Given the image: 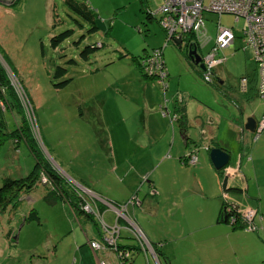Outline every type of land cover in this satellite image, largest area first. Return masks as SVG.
<instances>
[{"label":"rangeland","instance_id":"rangeland-1","mask_svg":"<svg viewBox=\"0 0 264 264\" xmlns=\"http://www.w3.org/2000/svg\"><path fill=\"white\" fill-rule=\"evenodd\" d=\"M82 1L96 14V32L88 33V25L62 0H0V64L6 86L13 91L30 124V134L40 153L79 192L90 190L91 198L119 201L121 205L116 204L119 207L130 199L146 198V202L154 204L158 196L160 204L171 208L167 204L176 199L187 214L190 209L185 204L197 198L192 186L197 182L202 186L211 184L218 172L209 165L208 154L200 146L197 133L190 130L187 136L195 142L183 145L174 120L171 121L168 114L164 116V107L169 106L173 94H177L175 99L179 101L186 97L185 90L211 86L203 80L198 67L186 59L185 48L179 50L171 42L165 43L156 13L162 0ZM144 9L153 14L154 20L146 18ZM203 18L212 38L215 23L220 21L223 26L232 28L235 48L242 46V19L235 22L234 16L227 14L219 18L208 12ZM65 31H70V35L52 48L50 38ZM91 43H101L102 47L83 60L79 50ZM211 43L198 50V55L204 57ZM156 48H162L164 71H168L159 85L154 79L145 78L134 61ZM239 52L231 49L222 52L227 56L225 63L231 67L227 72L232 79H236L238 73L233 71L237 67L232 62L235 59L232 54ZM243 61L248 66L244 62L240 65L243 72L238 73L240 75L244 74V68L249 67V73L253 69V58L246 57ZM57 67L66 70L64 76H54ZM65 79L67 83L56 89L54 85ZM229 82L223 87L227 93L237 87L234 81ZM215 87L221 86L217 83L211 87L217 100L208 99L207 107L222 117L225 114L230 117L233 114L227 108L231 104L229 99L233 101L234 96L228 94L227 98V94L223 95ZM218 95L222 104L218 102L221 100ZM247 107L256 117L263 112L264 102L253 98ZM167 110L170 113L169 107ZM236 114L245 119L246 113ZM5 121L7 129H13L14 119L10 114L5 115ZM259 135L247 148H244V139L239 140L241 152H247L250 159H243L242 174L246 177L242 185L248 184L250 196L243 197L241 207L245 210L240 206L239 210L244 215L248 210L253 212L254 225L264 231V131ZM189 152V157H197L193 162L184 163L182 156ZM33 165V157L24 144L19 143L16 149L10 141L0 144V189L6 186L7 180L13 182L26 177ZM257 188L260 190L258 200ZM47 190L50 187L37 184L19 197L13 212L8 209L0 215V264L80 263L73 238L74 234L79 241L86 237L66 202L58 199L54 205H48L43 200ZM221 193L220 197L225 196ZM225 194L230 201V193ZM87 200L89 202L90 198ZM146 202L142 206L144 211L139 206H129L131 218L143 230L141 223L151 215ZM247 205L252 207L246 208ZM29 209L36 211L40 224L23 223ZM82 210L92 216V220L86 218L82 225L99 237L97 232L102 226L99 218L88 205H82ZM106 212L110 215L103 214L104 220L113 226L116 212ZM158 215L156 222L150 225L154 230L165 228V210ZM8 229L14 233L12 243L4 235ZM91 232L89 237H93ZM128 241L135 244L134 240ZM79 250L83 261L86 255L94 260L87 244ZM136 260L140 262L139 258L134 262Z\"/></svg>","mask_w":264,"mask_h":264},{"label":"crops","instance_id":"crops-1","mask_svg":"<svg viewBox=\"0 0 264 264\" xmlns=\"http://www.w3.org/2000/svg\"><path fill=\"white\" fill-rule=\"evenodd\" d=\"M235 40L236 37L233 40V44L231 47L224 48L217 54L216 58L220 61L214 67V79L216 80L215 85L218 83V85L221 86L218 88L215 87L217 88L216 90L218 92H221L223 95L227 94V98L229 96L228 94H232L234 96L233 101L229 99L231 104H228L227 108V110L230 111V114L233 115H230L229 117L225 114L224 117H222L220 114L207 107L206 103L210 102V98L215 101L217 100V94L211 91V87L213 86L209 84L207 85L211 87L201 86L199 87L200 89H192L189 91L185 90L184 92H186V97L184 99H180L179 101L178 99H175L178 98L177 94H175L176 96L174 94L171 95L169 106L164 107L166 113L163 114L164 116L165 114L170 115V120H174L175 124L178 127L184 146H187L188 141L192 140L189 139V137H186L189 131L192 130L193 133L195 135L197 133L199 138L201 139L200 146L203 147L204 151L208 154V157L210 150L213 148L221 149L228 154L229 161L227 165H229L232 171H237L231 172L232 175L226 178V187L229 189L236 188V190H238L228 191L231 197L229 198V200H231L228 202H230V204H232L237 209V211H240L239 206L241 207V204H243L241 203L243 197L250 196L248 194V184L245 187L242 185L243 179L246 178L245 176H242L244 172L243 159H250L247 156V152H245L244 150L243 153L241 152L239 140L244 139V148H247L248 145H251V142L254 143L256 142L255 140L259 138V132H256L255 128L253 132H250L248 130H245L244 125L247 122L248 118H252L255 121L256 125L263 113H257L256 117H254L255 113H251L249 107H247L249 106V101H251L253 98H256L263 100L264 102V98H260L256 94L255 89L257 81V70L254 62L252 64L253 69L250 73L248 67V70L244 68V74H238L240 72L243 73L240 67V65H242V63L244 62L243 60H245L246 57L252 58V54L249 49L244 46L242 38V46L235 48ZM210 42H212V39L207 44H205L204 47H208V44ZM159 49L161 50L162 48ZM229 49L237 52L240 51L243 53L241 54L239 52V54H232V56L235 58L232 62L237 67V69H234L233 67L232 70L234 69V72H238L235 74V76L237 77L236 79L235 77H233L232 79L231 75L228 74L227 70L231 67L226 64L227 56L223 55L222 53L224 50ZM209 50L210 47L208 48L207 53L209 52ZM224 59L226 60L223 61ZM244 64L246 65L247 62H244ZM164 72L167 76L168 71L165 70ZM242 78H245L247 80V85L245 87L241 84ZM152 79H154L158 83V85L161 84L158 76L155 75L152 77ZM229 81H234L235 83H237V87L236 89L232 87L234 88L233 91L227 93L225 90H223V87L225 86V83ZM146 89L147 85H145V90ZM220 99L221 100H219L218 102L219 104H222V98ZM153 104L155 103L152 102V105ZM168 107L170 113L167 110ZM152 108L153 107H151V109ZM243 108L248 111L243 110ZM179 109L180 114L176 112ZM238 112L246 113V115L244 114V120L243 115L240 116V114L238 116L236 114ZM179 115H183L185 117V125H183L182 123H177V119L175 120V118H173V116L177 117ZM255 118H258V120ZM231 119L233 121H231ZM220 128H222L223 132H220ZM246 131L251 135H247ZM210 146H212L211 149H208L210 148ZM196 147H199L198 144L196 145ZM190 153L191 152H189L187 155L182 156L184 158L183 161L188 155H190ZM205 162L207 163L206 158ZM187 163L189 162L187 161ZM208 163L210 166L212 165L209 158ZM234 175H236L237 177ZM218 177L215 174L212 183L209 185L202 186L197 182V185L195 184L192 186V191L197 198L194 202H187V204H185L186 207L190 209V212H187V214H184L183 204L177 205V202L175 201L176 199H173L171 203L167 204L168 206H172L171 208H166L163 206V204L159 203L161 201V198L158 196L154 204L152 201L146 202V194H144V200L134 201L130 199L129 202H127L126 204L124 203V206L122 207H115L112 205L114 203L119 204V201H113L109 199H106L105 201L96 197L100 202L95 198L93 206L92 204H90L91 207L89 208L90 210H96V208L100 209L99 206L102 208L100 214L95 213V211L93 213H95V215L99 218L102 226L112 228L114 225H117L119 227V238L117 239V242L120 247L127 248V246L133 245L128 240L130 239L132 241H135V239H133V235L128 230V223L126 220H129L136 225L135 220L132 219L131 215L129 214V206H131L132 208L134 207V205L139 206L141 207L142 211H144L142 206L143 203L146 202L145 206L150 210L151 215L147 214L149 217L143 220V223H141V225L144 226V230H140L150 244L153 243L157 246L161 254L155 255L151 250L143 248L139 251H135L136 253L134 254V256H132L131 259H128V264H264V231L259 230V228L254 225L255 214L252 218V223L255 226L254 230H250L248 227L242 229H233L226 223L216 222L217 213L221 208L222 202V198L220 197V194H222L220 186L221 179H219L220 177ZM174 190L175 189H173L172 191ZM89 191L84 190V193L80 191V194L82 196H85V198H90ZM259 191V188H257V200L259 199ZM91 195L93 194L91 193ZM147 195L149 196L150 193H147ZM251 207V205H247L246 208ZM241 208L245 210V207L242 206ZM162 210H165V228L163 229L161 227L154 230L150 227V225L152 224V222H156L159 217L158 213H160ZM106 211H110L112 214L116 212V218L113 226H109V221L104 220L103 214L107 215L109 213ZM118 212L122 213L124 218L119 217V215H117L119 214ZM75 217L81 230L83 231L84 237H86L85 240L79 241V239H77L78 237L74 234L73 238L75 240L76 251L80 259L79 264H83L82 253L79 249L84 244L88 245V241H99L101 239L100 231H102V226H100V231L97 232V235L99 236L97 237L95 236V234H92L91 228H88V226L84 227L82 225L83 223H85L84 220L86 219V217ZM260 220L261 219H259V221ZM119 223L121 224L119 225ZM136 226L140 228L138 224ZM90 232L93 237H89L88 233ZM102 235H104V232H102ZM91 252L93 253L92 255L94 260H92L89 255H86L85 260L83 261L84 264H99V262H104V264H119L116 253L112 249H102L100 251H96L95 253L91 250ZM129 252L131 253L130 250ZM133 252L134 251H132V253ZM135 258H139L140 262H138L137 260L134 262Z\"/></svg>","mask_w":264,"mask_h":264},{"label":"built area","instance_id":"built-area-1","mask_svg":"<svg viewBox=\"0 0 264 264\" xmlns=\"http://www.w3.org/2000/svg\"><path fill=\"white\" fill-rule=\"evenodd\" d=\"M213 13L218 16L228 14L234 16L235 22L239 19L244 21L242 29V39L244 46L249 49L257 70V95L264 98V0H162L161 6L157 10L158 23L165 30L167 40L180 39L181 47H195L201 50L212 38L208 34L205 26L204 13ZM235 39L232 28L223 27L220 21L215 24L213 43L209 52L202 58L203 65L202 78L205 82H210L213 70L220 61L216 58L218 52L226 47H231ZM143 71L148 76H158L162 84L165 76L161 59V50L155 49L142 62ZM245 86V80L241 82ZM32 127V125H31ZM35 129V127H32ZM258 132L264 131V113L258 123ZM195 157H189L188 162L195 161ZM90 211V210H89ZM119 216H124L119 213ZM253 214L247 212L244 215L248 228L254 230L252 223ZM128 230L145 249L150 245L141 230L129 220ZM104 235L100 241H88L89 248L95 253L102 249L117 250L116 241L119 236V227L112 228L102 226ZM119 264H127L129 258L128 251H115ZM99 264H104L100 262Z\"/></svg>","mask_w":264,"mask_h":264},{"label":"trees","instance_id":"trees-1","mask_svg":"<svg viewBox=\"0 0 264 264\" xmlns=\"http://www.w3.org/2000/svg\"><path fill=\"white\" fill-rule=\"evenodd\" d=\"M64 5L72 11L74 14L81 17L84 22L88 25L87 32L93 33L97 31V23H96V14L85 4L82 0H62ZM146 9V8H145ZM144 9V13L146 14V18L150 21L154 20L153 14L149 13L148 11ZM158 22V19H157ZM159 24V23H158ZM160 26V25H159ZM165 35V43L171 42L172 45H174L176 48L177 46L174 44V40L170 38V40H167V36L165 33V30L161 28ZM209 34V32H208ZM70 35V31H65L62 33H59L56 36H52L50 38V45L52 48H55L58 46L61 42H63L68 36ZM214 37V36H213ZM102 47L101 43H91L88 45H85L79 50V55L83 60L88 59V55L94 52L97 48ZM211 47V46H210ZM80 47H78L79 49ZM181 46L177 49L181 50ZM159 49V48H156ZM155 50V49H154ZM153 51V50H152ZM126 56V55H125ZM146 56V55H145ZM145 56L139 58L137 60L134 59L136 65L140 69V71L144 74L145 78H152L143 71V60L145 59ZM188 60V58H186ZM193 65V63H190ZM65 69L61 67H57L54 71L55 77H62L65 75ZM4 71L2 70V66L0 64V106L2 105V108L0 107V144H3L5 141L12 142L13 145H15V149L17 148L19 143H22L26 146L29 153L33 157L34 165L32 167L31 172L24 178L17 179L13 182H10L7 180L6 186L0 189V215L5 212V210H10V212H13L18 205L19 197L24 193L27 194L30 192L37 184H41L44 186L50 187V190H47L44 194L43 200L48 205H54L56 201L61 200L62 202H66L72 212L75 216H84L90 220H92V216L88 213H85L82 210V205H88L90 207V204H94V199L90 197V201L88 202L87 198L80 194V192L77 190V188L73 187V185H70L67 180H65L61 174H59L52 166L47 162V160L43 157V155L40 153V149L37 147L36 141L30 134L29 125L27 124V119H25L21 109L19 108V104L17 102V99L15 98V95L13 91H11L10 88L6 86V79L4 77ZM200 75L202 76L201 71H199ZM148 76V77H146ZM68 79L62 80L59 83L55 84L54 86L57 88H61L67 83ZM216 80L213 78L210 82L207 84L215 86ZM180 114V109L176 111ZM10 114L12 118L14 119V127L13 129H7L6 121H5V115ZM176 115V114H175ZM177 119V123H182L183 125L186 124L185 117L182 115H179L175 117V120ZM211 143V142H209ZM212 146H210L211 149ZM189 157V156H188ZM188 157L184 160L186 163L188 161ZM184 159V158H183ZM218 175L220 177V186L223 193L226 191H238L236 189H229L226 187V176H221L220 171H217ZM42 179H44V182H42ZM89 189L88 187H86ZM83 199H82V198ZM222 202H221V208L217 213L216 222H222L228 224L233 229H242L248 227V223L244 219L243 213L240 211L234 210L233 207L227 206L226 202L224 201V198L221 196ZM84 200V201H83ZM93 202V203H92ZM100 205V204H99ZM115 207H118L115 203L112 204ZM100 209L91 210V212L101 213V207ZM92 209V208H91ZM97 211V212H96ZM94 213V214H95ZM78 214V215H77ZM35 222L37 224H40V219L37 216V213L33 209H29V212L24 216L23 223H31ZM106 227V226H104ZM103 230V228H101ZM102 232L100 231V236L102 238ZM6 236V239L8 242H13L15 240L14 233L8 229L7 232L4 234ZM119 238V236H118ZM133 239H135V244L132 246H127V248H122L119 246L118 242L116 241V247L117 250L115 251H128L129 258L131 259L132 256L136 253L135 251L140 250V246L137 243V239L133 236ZM151 251L155 255H160L161 252L157 248L156 245L153 243L150 244ZM142 249V248H141ZM131 251V253L129 252ZM132 251H134L132 253Z\"/></svg>","mask_w":264,"mask_h":264},{"label":"water","instance_id":"water-1","mask_svg":"<svg viewBox=\"0 0 264 264\" xmlns=\"http://www.w3.org/2000/svg\"><path fill=\"white\" fill-rule=\"evenodd\" d=\"M174 44L177 46V48H179L180 44H181V40L175 39ZM187 58H188L189 62L193 63L199 69H201V70L203 69V66L200 63V56L198 55L195 47H193L192 49L188 48ZM244 128H245V130L253 132L254 128H255V121L252 118H248L247 122L244 125ZM186 137L188 138L187 135H186ZM190 141L193 143L195 142L193 140H190ZM209 159H210V162H211L213 168L216 171H218V170L223 169L227 165V163L229 161V156L225 151L218 149V148H213L209 152Z\"/></svg>","mask_w":264,"mask_h":264},{"label":"flooded vegetation","instance_id":"flooded-vegetation-1","mask_svg":"<svg viewBox=\"0 0 264 264\" xmlns=\"http://www.w3.org/2000/svg\"><path fill=\"white\" fill-rule=\"evenodd\" d=\"M180 46H181V44H180ZM236 171H237V170L232 171L231 168L229 167V165H226L223 169H221L220 174H221V176L225 175L226 178H227L228 175L231 174V172H236ZM235 189H236V188H235ZM226 192H228V191H226ZM226 192H225V193H226ZM224 195H225V194H224ZM222 197L224 198V201L226 202L227 206H229V207H234L232 204H230V202H228V200H226L225 196L222 195ZM233 209H234V210H237L235 207H234ZM247 212H248V211H247ZM249 212H251V211H249ZM243 215H244V214H243ZM137 243H138V245H139L142 249L144 248V246H142L141 243H139L138 241H137ZM141 248H140V249H141Z\"/></svg>","mask_w":264,"mask_h":264},{"label":"clouds","instance_id":"clouds-1","mask_svg":"<svg viewBox=\"0 0 264 264\" xmlns=\"http://www.w3.org/2000/svg\"><path fill=\"white\" fill-rule=\"evenodd\" d=\"M212 42H213V38H212ZM226 48H227V47H226ZM220 51H221V50H220ZM220 51H219V52H220ZM219 52H218V53H219ZM197 53H198V51H197ZM148 55H149V54H148ZM148 55H146L145 57H147ZM202 58H203V57L200 56V63H201V64H202V62H201ZM190 63H191V62H190ZM162 64H163V63H162ZM216 65H217V64H216ZM194 66H195V65H194ZM202 66H203V65H202ZM255 66H256V65H255ZM198 69H199V68H198ZM202 70H203V69H202ZM202 70L199 69V71H201V73H202ZM165 75H166V73H165ZM213 78H214V70H213V76H212V79H213ZM212 79H211V80H212ZM242 80H245V82H246L245 86H246V85H247V80H246L245 78H242ZM206 83H208V82H206ZM245 86H244V87H245ZM255 90H256V94H257V81H256V89H255ZM257 96H258V95H257ZM258 97H259V96H258ZM263 113H264V111H263ZM263 113H262V115H263ZM173 118H175V116H173ZM259 120H260V119H259ZM258 123H259V121H258L257 124L255 125V126H256V127H255V131H256V132H258V131H257ZM259 133H260V132H259ZM188 158H189V157H188ZM218 171H221V170H218ZM118 213H120V212H118ZM121 214H122V213H121ZM252 214H253V212H252ZM117 215H119V214H117ZM119 217H120V216H119ZM147 242H148V241H147ZM148 244L150 245L149 242H148ZM127 261H128V259H127ZM99 263H100V262H99ZM127 264H128V262H127Z\"/></svg>","mask_w":264,"mask_h":264},{"label":"bare ground","instance_id":"bare-ground-1","mask_svg":"<svg viewBox=\"0 0 264 264\" xmlns=\"http://www.w3.org/2000/svg\"><path fill=\"white\" fill-rule=\"evenodd\" d=\"M217 16H218V15H217ZM231 16H232V15H231ZM218 17L220 18L221 16H218ZM215 24H216V23H215ZM223 27H224V26H223ZM233 40H234V39H233ZM233 40H232V41H233Z\"/></svg>","mask_w":264,"mask_h":264}]
</instances>
